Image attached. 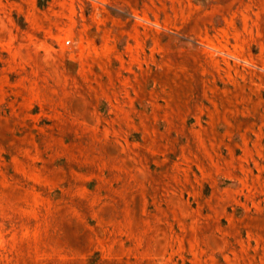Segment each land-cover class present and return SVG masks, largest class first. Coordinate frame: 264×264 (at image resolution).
<instances>
[{
  "label": "rangeland",
  "instance_id": "rangeland-1",
  "mask_svg": "<svg viewBox=\"0 0 264 264\" xmlns=\"http://www.w3.org/2000/svg\"><path fill=\"white\" fill-rule=\"evenodd\" d=\"M263 4L0 0V264H264V166L212 192L163 83L171 43L264 74Z\"/></svg>",
  "mask_w": 264,
  "mask_h": 264
},
{
  "label": "crops",
  "instance_id": "crops-1",
  "mask_svg": "<svg viewBox=\"0 0 264 264\" xmlns=\"http://www.w3.org/2000/svg\"><path fill=\"white\" fill-rule=\"evenodd\" d=\"M260 15L264 22V9ZM217 54L208 43H171L170 66L165 67L163 79L175 120L170 128L185 135L184 146L194 138L201 168L206 171L201 170L199 176L212 192L221 181L226 184L223 190L237 188L249 167L264 166V74L245 75L241 70L226 75L218 66ZM54 109L53 101V118ZM73 115L88 118L87 107ZM53 125L70 143L89 142V136L80 137L76 128L64 127L59 118ZM218 165L224 166V173L218 174ZM218 192L221 196L223 191Z\"/></svg>",
  "mask_w": 264,
  "mask_h": 264
},
{
  "label": "built area",
  "instance_id": "built-area-1",
  "mask_svg": "<svg viewBox=\"0 0 264 264\" xmlns=\"http://www.w3.org/2000/svg\"><path fill=\"white\" fill-rule=\"evenodd\" d=\"M70 41H71V39H65L64 40V45L68 46L70 44Z\"/></svg>",
  "mask_w": 264,
  "mask_h": 264
}]
</instances>
